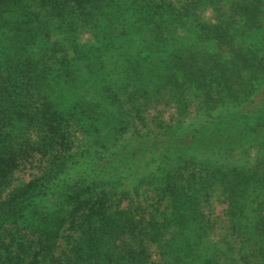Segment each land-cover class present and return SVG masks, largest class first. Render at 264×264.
I'll use <instances>...</instances> for the list:
<instances>
[{
	"label": "trees",
	"instance_id": "1",
	"mask_svg": "<svg viewBox=\"0 0 264 264\" xmlns=\"http://www.w3.org/2000/svg\"><path fill=\"white\" fill-rule=\"evenodd\" d=\"M0 264H264V0H0Z\"/></svg>",
	"mask_w": 264,
	"mask_h": 264
},
{
	"label": "rangeland",
	"instance_id": "2",
	"mask_svg": "<svg viewBox=\"0 0 264 264\" xmlns=\"http://www.w3.org/2000/svg\"><path fill=\"white\" fill-rule=\"evenodd\" d=\"M161 209L164 211L163 206ZM210 216L213 220L220 224L222 228H225L227 223V216H226V203L220 197H214L210 199Z\"/></svg>",
	"mask_w": 264,
	"mask_h": 264
}]
</instances>
